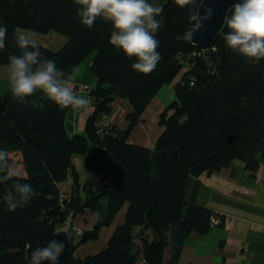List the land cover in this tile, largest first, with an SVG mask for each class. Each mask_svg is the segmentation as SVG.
I'll use <instances>...</instances> for the list:
<instances>
[{
  "label": "trees",
  "instance_id": "obj_1",
  "mask_svg": "<svg viewBox=\"0 0 264 264\" xmlns=\"http://www.w3.org/2000/svg\"><path fill=\"white\" fill-rule=\"evenodd\" d=\"M201 1L190 9L174 0H155L162 8L155 37L161 60L152 73L141 75L131 68L134 60L109 43L110 24L98 19L89 29L80 23L75 0H0V21L8 28L1 65L18 51L13 41L17 30L54 32L65 41L56 49L39 44L43 56L68 71L92 55L94 79L79 92L91 104L82 133L70 134L65 119L71 111H60L42 94L18 103L9 89L0 91V148L11 162L12 154L20 155L23 173L18 178L35 190L33 199L15 211L0 203V264H27L26 255L62 230L72 241L63 264H180L192 232L203 236L223 225L222 215L198 202L199 177L237 160L254 178L264 162V60L249 63L226 49L219 36L203 46L177 40L196 25ZM163 85L171 86L173 98L159 114L161 134L152 147L129 143ZM115 99L129 105L123 127L109 121ZM93 146L123 165L119 193L93 194L85 171L81 178L74 158H83ZM69 178L72 188L64 195L59 184ZM10 186L0 185V192ZM124 206V220L107 245L96 254L76 256V249L98 240ZM91 216L92 226L77 233L75 220L85 225Z\"/></svg>",
  "mask_w": 264,
  "mask_h": 264
},
{
  "label": "clouds",
  "instance_id": "obj_2",
  "mask_svg": "<svg viewBox=\"0 0 264 264\" xmlns=\"http://www.w3.org/2000/svg\"><path fill=\"white\" fill-rule=\"evenodd\" d=\"M174 2L180 8L191 9L196 5V0ZM75 3L78 5L76 15L83 26L90 29L98 19L111 25L109 43L121 51L125 59L134 60L131 64L134 72L148 75L155 70L161 60L160 42L155 37L160 29L157 17L162 12L155 0H75ZM210 16L211 10H208L200 19ZM194 32L186 30L176 39L192 41ZM218 36L231 53L259 64L264 60V0H236L225 14ZM37 37V33L26 29L14 34L18 51L9 55L2 66L12 99L24 103L26 98L39 93L60 111L70 110L75 115L85 110L90 101L75 87L84 84H74L79 67L73 66L68 71L58 68L54 60L43 56ZM7 42L8 28L0 21V51L6 49ZM18 177L8 151L0 148V185L11 182L10 187L0 192V203L5 204L9 212L25 207L35 196L32 185ZM64 249V242L52 239L35 248L25 259L27 264H58Z\"/></svg>",
  "mask_w": 264,
  "mask_h": 264
},
{
  "label": "crops",
  "instance_id": "obj_3",
  "mask_svg": "<svg viewBox=\"0 0 264 264\" xmlns=\"http://www.w3.org/2000/svg\"><path fill=\"white\" fill-rule=\"evenodd\" d=\"M51 34L56 35L55 43H43L40 40L41 37H37L39 44L55 49V45L58 44L59 46L64 43V37L54 32L45 35ZM91 61L92 55L79 66L74 84L92 85L94 79L89 69ZM82 95L89 99L86 93H82ZM172 98L173 89L171 86L163 85L143 111L141 121L131 131L129 143L147 147L153 146L163 130L158 123L159 114ZM111 106L112 112L109 121L122 127L125 126V115L129 109L128 103L121 99H115ZM90 110L91 104L89 103L85 110L75 115L71 112L66 116L65 125L70 134L83 132L85 120ZM74 163L78 169L81 168L82 158L75 157ZM84 176L83 171L81 178L83 179ZM199 180L198 202L222 215L224 223L221 227L214 225L206 235L193 237L189 235L188 238L193 239L194 243H188L186 239L179 256V263L264 264V162L260 163L254 178L244 171L243 163L236 160L229 167L218 172L201 174ZM71 184L70 178L60 183L61 193L69 194L72 188ZM125 211L126 206L116 214L109 227L101 229L98 240L89 241L78 247L74 254L76 255L82 250L81 255H76L79 258L92 255L89 253L95 251L97 242H100L101 247H105L113 229L123 222ZM208 236L217 237L215 244L204 241L206 238L209 239ZM200 247L205 248L199 250ZM207 248H210L211 251L207 252ZM252 256L256 260L251 261Z\"/></svg>",
  "mask_w": 264,
  "mask_h": 264
},
{
  "label": "water",
  "instance_id": "obj_4",
  "mask_svg": "<svg viewBox=\"0 0 264 264\" xmlns=\"http://www.w3.org/2000/svg\"><path fill=\"white\" fill-rule=\"evenodd\" d=\"M236 0H202L197 10V23L188 30H195L191 43L196 46L211 44L218 37L223 18ZM208 10L211 16L204 17ZM84 171L90 177L89 191L93 194L119 193L125 180V169L109 152L101 147H90L82 159ZM57 239L64 242L65 249L59 257L58 264H63L65 257L72 249L69 234L62 230L46 238L40 246ZM39 246V247H40ZM47 264V262H45Z\"/></svg>",
  "mask_w": 264,
  "mask_h": 264
},
{
  "label": "rangeland",
  "instance_id": "obj_5",
  "mask_svg": "<svg viewBox=\"0 0 264 264\" xmlns=\"http://www.w3.org/2000/svg\"><path fill=\"white\" fill-rule=\"evenodd\" d=\"M19 30H21V29H19ZM35 33H37V32H35ZM37 34H38V37H41L40 40L43 43H47V42L55 43L56 40H57L56 39V35H53V34H51V35H44V34H39V33H37ZM57 46H58V44L55 45L54 48L55 49L56 48H59L61 45H59L58 47ZM2 66L3 65L0 64V91L1 92H4V91L8 90L9 87H8L6 78L3 76ZM76 157H80L81 158V156H76ZM78 162H79V160H78ZM12 164L15 167V169H16V171H17L18 174H22L23 173V166L21 164V157H20V155L18 153L12 154ZM79 171L81 173H83L84 168H79ZM94 219H95L94 216L89 217L88 218V221L85 223V225H84V223H82L81 220H78V219L75 220V222H76L75 224L77 226V229H76L77 233H79L81 230H83L85 228H90V226H92V223H93ZM62 229H64V227H62ZM190 235L193 237V236H196L197 234H195V233L192 232ZM208 238L209 239L206 238L204 241H208V242H211V243L215 244V242L217 240L216 239L217 237H215V236H212V237L211 236H208ZM211 239H213V240H211ZM187 242L188 243H194L193 242V239H189V238H187ZM99 243L100 242H97V245L95 246L96 247L95 251H90L91 253H89V254H92V255L93 254H96L97 252H99L100 250H102V248H104V247H101ZM204 248L205 247H200L199 250H203ZM83 249H86V248H83ZM81 251L77 252L76 255H81ZM209 251H211V249L210 248H207V252H209ZM258 257L263 258L262 256H258ZM253 260H256L254 256L251 257V261H253Z\"/></svg>",
  "mask_w": 264,
  "mask_h": 264
},
{
  "label": "built area",
  "instance_id": "obj_6",
  "mask_svg": "<svg viewBox=\"0 0 264 264\" xmlns=\"http://www.w3.org/2000/svg\"><path fill=\"white\" fill-rule=\"evenodd\" d=\"M76 89L78 92H81L85 89V86L84 85H75Z\"/></svg>",
  "mask_w": 264,
  "mask_h": 264
}]
</instances>
